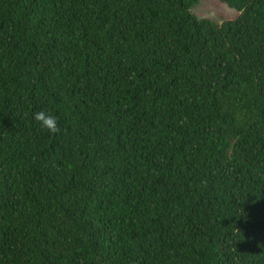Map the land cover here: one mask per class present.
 Instances as JSON below:
<instances>
[{
	"label": "trees",
	"instance_id": "obj_1",
	"mask_svg": "<svg viewBox=\"0 0 264 264\" xmlns=\"http://www.w3.org/2000/svg\"><path fill=\"white\" fill-rule=\"evenodd\" d=\"M200 1L0 0V264H264V0Z\"/></svg>",
	"mask_w": 264,
	"mask_h": 264
},
{
	"label": "rangeland",
	"instance_id": "obj_2",
	"mask_svg": "<svg viewBox=\"0 0 264 264\" xmlns=\"http://www.w3.org/2000/svg\"><path fill=\"white\" fill-rule=\"evenodd\" d=\"M192 15L200 19H214L218 21L234 20L239 12L218 0H201L191 9Z\"/></svg>",
	"mask_w": 264,
	"mask_h": 264
},
{
	"label": "clouds",
	"instance_id": "obj_3",
	"mask_svg": "<svg viewBox=\"0 0 264 264\" xmlns=\"http://www.w3.org/2000/svg\"><path fill=\"white\" fill-rule=\"evenodd\" d=\"M35 119L40 123L41 127L52 133L59 131V123L55 115L45 111H40L35 114Z\"/></svg>",
	"mask_w": 264,
	"mask_h": 264
}]
</instances>
